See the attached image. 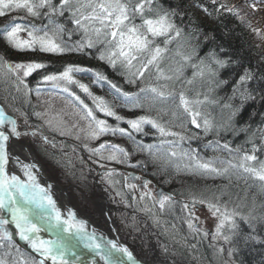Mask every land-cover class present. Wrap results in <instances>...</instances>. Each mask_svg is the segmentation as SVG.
<instances>
[{"label": "snow or ice", "instance_id": "snow-or-ice-1", "mask_svg": "<svg viewBox=\"0 0 264 264\" xmlns=\"http://www.w3.org/2000/svg\"><path fill=\"white\" fill-rule=\"evenodd\" d=\"M211 3L216 5L217 0H211ZM194 7L200 8L208 16L212 15L202 4H195ZM220 9L230 12L233 10L224 4L214 10L219 13ZM13 12H23L25 15L13 17L0 26V41L11 49L57 56L72 53L92 55L114 71L118 70L125 83L138 87L137 92L124 91L103 72L71 63L66 64L63 71L42 75L40 83L59 88L79 103L81 119L87 121V126L78 130L76 139L81 138L79 133H83L84 138L89 141H98L110 134L125 137L134 145L129 152L123 146L108 141L94 148H88L85 144L90 155L146 171L149 164L156 165L166 154V162L177 172L187 171L204 176L237 174L246 181H258L259 189L264 193V158H261L264 155V72L251 66L243 67L242 71H232L233 68L242 67L241 61L234 59L222 46L219 51H209L204 57H200L196 48L184 38L185 28L180 25L184 23L183 18L187 13L180 3L165 6L161 0H0V17L9 16ZM178 17L180 24L177 23ZM29 18L41 23L17 22ZM188 26L191 27L188 37L193 32L199 33V28L192 25L191 19ZM22 32L26 33V38L21 37ZM74 35L79 39L73 41ZM181 38H184V42L177 44L173 50L171 46ZM208 38L206 35L205 39ZM189 48L190 51L186 50ZM166 59L171 61L167 69L162 67ZM48 67V64L37 60L13 63L0 57V69L6 70V75L15 76L18 85H23L27 90L25 94L33 91L26 83V78ZM188 68L192 70L190 78L185 76V69ZM223 72H229V78H223ZM80 73H91L94 84H107L110 94L120 100L121 106L146 109L145 114L132 119L120 116L112 104L103 97L95 96L88 85L76 79V74ZM197 81L200 82L201 90L191 89L190 86ZM73 85L92 99L93 107L71 91L70 86ZM227 87H230V93L220 96L218 93ZM35 91L39 96V88ZM250 105L255 107L249 114L248 121L241 124L239 118ZM209 106L220 109L219 121L211 116ZM153 110L157 112V116L150 114ZM97 112L114 118L117 123L109 124L106 119L99 118ZM35 115L40 117L45 114ZM163 116H169L170 119L165 121ZM257 116L260 120L253 129L250 121ZM121 121L128 127H121ZM47 123L50 127L53 126L51 120ZM189 125L201 130L204 136L214 134L216 138L209 140L205 147L213 152H227L229 158H205L194 148L181 149L182 142L201 138L195 131L186 135ZM145 126L155 130L158 146L144 144L136 139L137 133L147 135ZM174 128L181 131H174ZM54 130H59L61 135L68 134L58 128ZM221 133H231L234 136L244 133L247 137L244 144L251 147L244 148L241 144L233 148L231 141L222 143ZM29 135L35 136L36 132L18 131L16 121L0 108V212L4 213L0 216V240L7 241L11 246L12 233L5 227L9 225L10 217L16 234L39 254L40 259L32 260L30 264H46L49 260L52 264H76L83 255V252L78 251V244L99 256L103 264H137L126 247L112 241L104 245L98 243L95 233H88L84 222L76 220L71 210L68 211L67 218L62 219V213L50 194L52 186L42 187L38 182L40 170L37 164L25 163L19 154L10 150L13 138L18 140ZM169 137L174 139H168ZM42 139L48 142L47 137ZM24 147L21 145L20 149L23 150ZM105 152L108 153L107 156L104 155ZM136 152L146 154L148 158L130 163V157ZM10 164L18 167L26 179L22 180L11 174L8 171ZM118 175L120 173L113 168L107 170L102 179L114 186L119 183L115 179ZM130 180L140 181V187L145 190L140 194V201H152L154 205H158L160 212L171 210L176 203L170 194L154 193L150 188L151 181L139 176L124 175L125 188L138 190L137 184L130 183ZM117 195L120 193L117 192ZM223 195V192L220 195H191L189 200L183 202L181 210L188 213L184 222L191 233H202L204 237L211 235L213 240H222L224 244L230 245L227 249L229 260L224 264H237L234 257L241 243L264 244V237L258 235L259 229L264 228V203L259 205L258 211L256 197L253 196L251 206L244 212L240 210V204L231 209L226 203L221 204ZM135 199L134 196L133 200ZM196 205L206 206L208 213L214 218V230L211 233L197 227L196 222H200V218L195 214ZM241 222L247 225V232L241 228ZM49 230L57 233L56 238L42 239L40 233ZM73 230L77 244H70L61 235L72 233ZM217 251L224 253L226 250L220 247ZM0 264L5 262L0 261Z\"/></svg>", "mask_w": 264, "mask_h": 264}, {"label": "trees", "instance_id": "trees-1", "mask_svg": "<svg viewBox=\"0 0 264 264\" xmlns=\"http://www.w3.org/2000/svg\"><path fill=\"white\" fill-rule=\"evenodd\" d=\"M161 2L168 6L169 4L175 5L177 3H180L184 10L186 11L187 15L183 18L184 23L181 24V27L185 28V36L184 38H187L190 45L194 48H196L197 53L200 57H204L209 51H219V48L222 46L225 49L228 50L229 54L232 55L234 59H238L241 61L242 67L240 68H233L232 71H242L243 67L251 66L253 69H258L260 72H264V43L262 41H259V38H254L256 36V33L252 30V26L250 25V22L248 20V15L244 14L239 8H235V4H233L230 0H217L216 5H212L211 0H161ZM195 4H202L205 7L209 9V11L212 12L211 16H208L205 14L200 8L194 7ZM221 4L227 5L228 8L233 9L231 12L226 9H220L219 13H217L214 9L219 8ZM177 23L180 24V18H176ZM189 19L192 21V25L194 27L199 28V33L193 32L191 37H188V33L191 31V27L188 26ZM6 20V17L0 20V26H3ZM139 21L137 20V23ZM210 34V35H209ZM208 35L209 38L205 39V36ZM78 37V36H77ZM184 38H181L177 43H174L171 47L174 50L177 47V44L183 43ZM72 40H76V36L74 35L72 37ZM260 43V44H258ZM186 50H191L186 49ZM0 52L2 55L11 56V58H19L23 55H20L17 52H14V49L10 50L8 45L4 43L3 41H0ZM33 54V60L41 61L49 65L47 69H42L34 72L32 75H30L27 79L28 86L31 87L34 80L41 81L42 75L46 74L47 72H59L63 71V67L66 64H76L80 65L82 67L95 69L98 71L103 72L110 81L117 83L124 91L127 92H137L138 87L135 85H130L125 83L124 77L119 74L118 70L114 71L112 68H110L107 64H105L102 61H98L95 59L92 55H81V54H65V55H52V54H46V53H40V52H27L24 53L23 57H29V54ZM223 55V54H221ZM31 57V55H30ZM176 59H179L178 57ZM27 60V59H26ZM171 64V61L169 59H166L165 62L162 64V67L167 69L169 65ZM191 69H185V76L191 77ZM223 78H229V72H223L222 73ZM33 78V79H31ZM76 79H78L81 83L88 85L90 91L95 96L103 97L105 100H107L110 104L114 106L115 111L120 115L123 116L125 119H132L135 116L143 115L146 112V109H140V108H130L121 106V102L118 99L114 98V94H110V89L107 84H94L92 82V75L91 73H80L76 74ZM46 84V83H43ZM71 91H73L76 95L80 97V92H83L80 90L77 86L73 85L70 86ZM39 88L40 92H43L48 94V97H51V99H54L53 96L56 95V93L52 92V86L51 84H47V86H44L40 84L37 86ZM193 90H201L200 82L197 81L192 86H190ZM3 87L0 88V91L3 92ZM56 91H61L58 88H55ZM231 89L230 87L225 88L223 91H220L218 94L220 96H224L228 93H230ZM61 94V95H60ZM58 94L60 95L62 101L65 103H68L71 107L76 108L74 105L76 103L79 105L77 101H75L72 97L68 96L67 93H64L63 91ZM85 94V93H84ZM87 95V94H86ZM10 96V103L14 104L11 98H13V95ZM81 98V97H80ZM8 99V100H9ZM12 100V101H11ZM82 100V99H81ZM71 101V102H70ZM89 101V100H88ZM75 102V103H74ZM90 107H93V101L86 102ZM255 105H250L240 116L239 122L243 124L244 122L248 121L249 114L252 112ZM15 108V107H14ZM80 108V107H79ZM209 112L211 113V116L219 121L220 120V109L214 108L212 106H209L208 108ZM152 116H157L156 111H151L150 113ZM96 115L101 119H106L109 124L115 125L117 122L112 117H104L102 116V113L97 112ZM163 120L167 121L170 119L169 116H163ZM25 122L31 126L37 127V124L33 122L32 120H26ZM260 117H255L252 121H250L252 128L255 129L257 126V123L259 122ZM29 123H28V122ZM86 124V121H85ZM121 127L127 128V124H125L123 121L120 122ZM150 126L145 127V131L147 132V135L137 133L136 139L138 141H141L144 144H155L159 145V140L157 138V134H155V130H151ZM174 131H181L179 128H174ZM195 131L199 134L201 137L200 139H191L186 140L181 143L180 147L181 149H188L189 147L194 148L198 151V153L205 157H213V156H220L222 159H227L228 153L227 152H213L212 149L205 147V145L208 143L209 140H213L216 137L214 134H209L208 136H204L203 132L199 129H193L191 125H189V132L186 133V135H191V133ZM68 134L65 135H57L58 133H48L45 136H51V139H59L61 143V149L56 152L63 154L64 156H67L65 152L72 153L76 156H79V153L74 149V147L81 148L82 152L90 155L89 151L84 147V143L81 144V141H83L82 136L80 135V139L73 138V136L76 137L77 134H74L73 132L69 131L66 132ZM223 139L222 143L224 141H231L232 147L235 148L237 145H244V148H250L251 145L244 144V141L246 140V135L244 133H240L238 135H232L231 133H221ZM102 138V142L108 141L111 143L119 144L123 146L126 150L129 152L132 151L134 148V145L125 137H119V136H112V135H106L104 138ZM98 140V144L99 141ZM171 139H174L171 137ZM72 142V143H71ZM80 142V143H79ZM259 143V141H256ZM56 143V142H55ZM75 144V145H74ZM88 148H92L90 144H87ZM97 146V143L94 145V147ZM93 147V148H94ZM167 147V146H165ZM57 148V143L54 146V150ZM45 151V155L48 153V151L52 150V148H43ZM76 151V152H75ZM105 156L108 155L107 152L104 153ZM90 157L94 160L96 164H103L104 166L108 168H114L118 171L120 168H126L130 167L123 164H116L115 162H110L107 160H101L97 156ZM146 154H141L139 152H136L134 155L130 157V163L134 164L138 160H145L147 159ZM261 158H264V155L261 156ZM167 156L164 154L162 159L157 162L156 165L149 164L147 167V170L144 171L142 168H135L137 172L145 174L149 177H151L155 183L163 187L167 190H169L173 196L183 198L188 195L193 194H204V190L209 189L212 193H215L216 195H220L221 192L225 193L221 197V204H227V207L229 209L236 207L237 204L242 205L241 211L246 212L247 207L251 206L252 198L253 196L256 197V204L258 206L264 203V193H261L259 189V182H253L251 179H248L247 181L243 176H239L237 174H229L225 176H204L199 174H193L189 173L187 171H180L177 172L176 169L171 165L168 164ZM175 159V158H173ZM81 160V159H80ZM153 173H156L153 175ZM120 179V178H118ZM167 181V182H166ZM114 189L116 191H123V187L121 184L117 183L114 186ZM178 203V201H176ZM157 212L158 209L156 208ZM161 216V215H160ZM167 217V216H166ZM180 219V217H178ZM161 219H163V215L161 216ZM181 228V227H179ZM241 228L247 232L248 228L247 225H244L241 222ZM180 229L177 230L178 233H181ZM186 233V232H184ZM258 235L261 237H264V228H260L258 231ZM194 241H183L184 248H181L183 252H181L184 255H192V252L199 256L200 260L206 262H210L212 257L210 256L211 251H208V249L204 248L203 246L206 245V241L203 242L201 238L193 237ZM195 245V247H193ZM211 249V248H210ZM8 254L0 255V261H4L5 264H30L32 260H36L33 258L29 253L21 249L20 247L16 246L13 242H11V246H9L8 242H4L2 245H0V254L2 252ZM190 259V258H188ZM237 264H264V244L262 243H255L251 242L247 245L241 243L239 245V251L237 252L236 256L234 257Z\"/></svg>", "mask_w": 264, "mask_h": 264}, {"label": "rangeland", "instance_id": "rangeland-1", "mask_svg": "<svg viewBox=\"0 0 264 264\" xmlns=\"http://www.w3.org/2000/svg\"><path fill=\"white\" fill-rule=\"evenodd\" d=\"M230 1L235 4V8H239L244 14L248 15V19L251 21L249 22L252 26V30L254 29L253 31L256 33L254 38L257 37L259 38V41L264 43V0ZM24 15L25 13L23 12H13L9 16L5 17L6 20H10L13 17H22ZM1 18L3 19L4 17H0V20ZM17 22H34L36 24L41 23V21H33L31 18L25 21L17 20ZM20 35L22 38H26V33L22 32ZM64 38L67 40V36ZM76 39H79V37L76 36ZM9 49L11 50L10 47ZM14 52L19 53L16 50H14ZM27 52L31 51L20 52L19 54L24 56V53ZM23 56L19 58H11V56L2 55L0 52V57H4L13 63L33 60L32 53L29 54V57ZM5 72L6 70L0 69V88L3 87V92L0 91V106L4 109L6 114L11 115L16 121L18 125V131L22 133H31L33 131L36 132L35 136L29 135L27 137H21L18 140L14 138V140L26 146L29 151H31L34 158L41 165L45 176L51 182L66 190L70 204L77 210V212H79L80 216L95 222V226L98 229L108 234L111 231V223H109V221L104 216V211L106 210L105 204L107 203L109 209L106 211L110 221L113 224L112 227L114 233L120 242L130 246L139 258L146 260L153 259L158 264H164L165 261H172L173 264H180L185 260V258H190V264L193 262V264H224L225 261L229 260L227 249L230 247V245L224 244L222 240H213L211 235L204 237L202 233L193 234L188 229L187 224L184 222V217H186L188 213L183 212L181 209L183 202L189 200L191 195H185L183 198L179 197L180 201L175 203L171 210L166 211V213H162L160 212L159 207L157 208V206L154 205L152 201H140V194L145 190L140 187L137 182L136 184L138 190H131L124 187L123 177L127 172H121V170L117 171L120 173V175L116 176L115 179L118 180L119 184L122 185L123 191H116L114 189L115 185H109L107 182H105V180L102 179L104 173L112 168L108 169V167L104 166L103 164V167L101 164H96L90 155L82 152L81 148L77 146L74 147V149H76V151L79 153V156L69 152H65L67 156H64L61 153L57 154L56 152L61 149V143L59 139H51V136H47L48 142H45L42 137H46L45 135L48 133H58L57 135H60V131L54 130V128H58L65 132L71 131L74 134H77L80 128H86L87 121L85 124V120L81 119L82 110L79 108L80 106L76 103V105H74L76 108L72 107V104L70 107L68 103H65L61 99L53 102L51 101V97H48V94L46 93L43 94V92H40V95L37 96L35 90L38 88L36 87L40 84H43L40 83L39 80H34L32 86L29 87L33 91L27 92V94H25L27 90L24 89L23 85H18L15 76L6 75ZM28 78L30 77L26 78V83ZM57 92L61 93L62 91ZM8 95H13V98H11L13 101H11L14 104L10 103V96ZM35 113H44L45 115L37 117ZM102 116H104L103 113ZM24 119L32 120L37 124V127L31 126V124L27 121L29 123L28 125ZM49 120L52 121V127H50L47 123ZM73 125H76V127H73ZM79 134L83 138L81 144H90L92 148L96 143L98 146L103 141L101 138V141H99L98 144V141H89L85 139L83 133ZM104 137L105 136H103V138ZM73 138L76 137L73 136L71 139ZM55 142L57 143V148L54 150V146L56 145ZM43 148H52V150L48 151V153L45 155ZM150 188L152 191H154L152 185H150ZM117 192H119L120 195H117ZM211 193L212 192L209 189H206L204 190L203 195L208 196ZM193 195L200 196L201 194ZM134 196L136 197L135 200H133ZM176 207H179L180 210ZM156 208L158 209V212ZM135 210L137 211L136 214L133 213ZM195 214L200 218V222H196L198 224V228H202L211 233L214 230L215 220L211 217V214L208 213L207 208L196 209ZM160 215H163V219L180 217L183 224H185L187 228V234L182 237H174L177 231L175 232L171 228L163 227L159 221L161 220ZM5 227L8 232L12 233L11 242L20 248L23 247V250L27 252L28 250L25 246H23L24 244L18 241V237L14 230L8 226ZM193 237L201 238L203 242H205V239L206 241H210V256L212 257L210 262H204L200 260L199 256L193 252L192 255H184L181 253L183 252L181 248H184V244L182 242L184 240L188 242L191 240L194 241ZM4 242L7 241L0 240V245H2ZM220 247H224L226 251L224 253H218L217 249ZM8 252L9 251L6 253L2 252L0 255H6ZM27 253H29L37 261L39 260L37 256L33 255L31 252L28 251ZM175 255L181 257L180 262L173 260ZM46 264L52 263L46 262Z\"/></svg>", "mask_w": 264, "mask_h": 264}, {"label": "bare ground", "instance_id": "bare-ground-1", "mask_svg": "<svg viewBox=\"0 0 264 264\" xmlns=\"http://www.w3.org/2000/svg\"><path fill=\"white\" fill-rule=\"evenodd\" d=\"M249 20V19H248ZM250 21V20H249ZM42 85H44V86H47V84H42ZM39 86V85H38ZM37 88V87H36ZM52 92H54V93H56V95H54L53 96V98L54 99H51V101H53V102H55L56 100H60V99H58V98H61L60 97V93H58L56 90H55V88H53L52 87ZM58 94H60V95H58ZM78 94H80V97H81V99L83 100V101H86V102H89V101H91V99L88 97V95H86V94H84V92H80V93H78ZM89 100V101H88ZM168 139H171V137H169ZM20 146H21V144L20 143H17V141H15L14 139H12L11 140V142H10V150L11 151H13L14 152V154H19L20 155V157H21V159L22 160H24V162L25 163H28V162H34V163H36L37 164V166H38V168H39V175H38V182L41 184V186L42 187H46V186H48V185H51L52 187H51V192H50V194L53 196V199H54V201L56 202V205H57V207H58V209L61 211V213H62V219H65V218H67V213H68V211L69 210H71L74 214H75V218H76V220H78V221H83L84 222V225H85V229H86V231L88 232V233H95V237H96V241L98 242V243H100L101 245H104V244H106L108 241H112V242H115V243H117L118 245H120V246H123V247H126L132 254H133V257H134V259L136 260V261H143V262H150V263H153V264H158L155 260H153V259H150V260H146V259H142V258H139L135 253H134V251L132 250V248L130 247V246H128V245H126V244H122L121 242H120V240L118 239V237L116 236V234L114 233V230H113V224H112V222L110 221V219H109V216H108V213H107V211H108V209H109V206H108V204L106 203L105 204V209L107 210H105L104 211V216L106 217V219L109 221V223H111V231L107 234L106 232H104V231H102V230H100V229H98L95 225V222H92L91 220H87L86 218H83L82 216H80V214H79V212H77V210L75 209V208H73L72 207V205L70 204V202H69V200H68V196H67V192H66V190L65 189H62V187H60V186H55L56 184L55 183H53V182H51V181H49L44 175V171L42 170V168H41V165L36 161V159L34 158V156H33V154L31 153V151H29V149L27 148V147H24V149L23 150H21L20 149ZM126 171V172H129V171H134V172H136L137 173V171H136V169L135 168H133V167H126V168H120V169H118V171ZM8 171L11 173V174H15V175H17L18 177H20V179H22V180H24V179H26V177L23 175V173L19 170V168L18 167H16V166H14V165H9L8 166ZM117 171V170H116ZM141 178L142 179H147V180H150L151 181V185H154V183H155V181L151 178V177H149V176H147V175H145V174H143L142 176H141ZM129 182H131V183H138L139 184V186H140V184H141V182L140 181H134V180H130ZM157 187H159V188H161V192H163V193H165V194H170V195H172V193L169 191V190H167V189H165V188H163V187H160V186H158L157 185ZM154 188V193H155V190H156V188L155 187H153ZM172 197H173V200L175 201V200H180V198L179 197H175V196H173L172 195ZM157 206V208H158V205H156ZM177 209H179L180 210V208L179 207H176ZM198 209H206V208H198ZM180 212V211H179ZM133 213H137V211L135 210ZM166 213V212H165ZM181 213V212H180ZM3 215H4V213H2ZM1 214V216H3ZM9 220H10V218H9ZM181 219H179V218H171V219H161V220H159L160 222H161V224H162V226L163 227H165V228H171L173 231H177L178 229H180V230H182V231H180L181 233H183V234H179V233H175V235H174V237L176 236V237H182V236H184L185 234H187V232H186V230H187V228H186V226H185V224H183V222H182V220L180 221ZM8 227H10L11 229H13V230H15V234H16V229H15V226L10 222L9 223V225H7ZM179 227H181V228H179ZM197 227H198V224H197ZM49 232L50 233H52V237L53 238H56V235H57V233L55 232V231H53V230H49ZM184 232H186V233H184ZM17 235V234H16ZM61 235H63V236H65L66 238H67V240H68V242L70 243V244H73V243H75V240L72 238L73 236H75L74 235V230H73V232L72 233H61ZM19 235H17V237H18ZM19 238V237H18ZM205 241H206V239H205ZM19 242H21V243H23L22 245L23 246H25L26 247V249L29 251V252H31L32 254H35V256H37L38 258H40L39 257V254L38 253H36V252H34L33 251V249L29 246V244H28V242L27 241H24V240H21V239H19ZM204 248H206V249H208V251H211V243H210V241L208 240V241H206V245H204L203 246ZM22 249H24L23 247H21ZM78 251H80V252H83V255L81 256V259L79 260V261H76V264H103V261L100 259V257L99 256H95L90 250H87V249H84L83 248V245H82V248H80V247H78ZM179 258L180 257H175V258H173V260L174 261H179L180 262V260H179ZM69 259H73L72 257H69ZM48 263H52V262H49V261H47ZM190 261L189 260H184V261H182V263H180V264H190L189 263ZM194 263V262H193ZM192 263V264H193ZM164 264H173L172 263V261H165L164 262Z\"/></svg>", "mask_w": 264, "mask_h": 264}, {"label": "water", "instance_id": "water-1", "mask_svg": "<svg viewBox=\"0 0 264 264\" xmlns=\"http://www.w3.org/2000/svg\"><path fill=\"white\" fill-rule=\"evenodd\" d=\"M1 108V107H0ZM11 117V116H10ZM12 118V117H11ZM13 119V118H12ZM14 139V138H13ZM18 143V142H17ZM22 145V144H21ZM24 146V145H23ZM26 147V146H25ZM37 161V160H36ZM128 174H131L132 176H139V177H141V175L140 174H138V173H136V172H134V171H129L128 172ZM45 176V175H44ZM46 177V176H45ZM47 178V177H46ZM48 179V178H47ZM49 180V179H48ZM147 180V179H146ZM50 181V180H49ZM55 186H57V185H55ZM155 188H156V190H155V192H161L160 190H161V188H159V187H157V185L154 183V185H153ZM63 189V188H62ZM198 208H206V206H201V205H196V209H198ZM10 218V217H9ZM11 221V220H10ZM52 233H50L49 231H46V232H42V233H40V236H41V238L42 239H45V240H49V239H54L52 236ZM74 240H75V243H73V244H77L78 242H77V238L75 237V236H73L72 237ZM78 247H80V248H82V244H78ZM137 264H153V263H150V262H143V261H137Z\"/></svg>", "mask_w": 264, "mask_h": 264}, {"label": "flooded vegetation", "instance_id": "flooded-vegetation-1", "mask_svg": "<svg viewBox=\"0 0 264 264\" xmlns=\"http://www.w3.org/2000/svg\"><path fill=\"white\" fill-rule=\"evenodd\" d=\"M131 183V182H130ZM174 257H180V256H178V255H175ZM181 259V257L179 258V260ZM186 260V259H185Z\"/></svg>", "mask_w": 264, "mask_h": 264}]
</instances>
